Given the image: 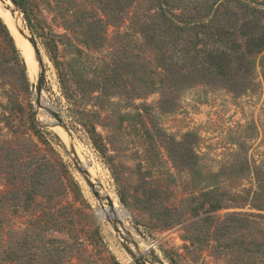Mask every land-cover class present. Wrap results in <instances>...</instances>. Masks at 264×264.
Returning <instances> with one entry per match:
<instances>
[{"label": "rangeland", "instance_id": "374dc122", "mask_svg": "<svg viewBox=\"0 0 264 264\" xmlns=\"http://www.w3.org/2000/svg\"><path fill=\"white\" fill-rule=\"evenodd\" d=\"M26 1L42 84L0 53V264H264V47L235 87L192 66L264 27V0H173L207 24L184 42L153 0Z\"/></svg>", "mask_w": 264, "mask_h": 264}, {"label": "trees", "instance_id": "16d2710c", "mask_svg": "<svg viewBox=\"0 0 264 264\" xmlns=\"http://www.w3.org/2000/svg\"><path fill=\"white\" fill-rule=\"evenodd\" d=\"M15 1L23 12V17L26 20V26L32 33H35L36 26L31 17V6L26 0ZM153 2L155 3V11L157 12L151 15L150 18L152 20V28L155 31L160 33L165 27L166 29H168L169 34L175 35V41H183L185 40L183 36L185 34L187 36L189 34L188 32H190V34H193V32H195L196 34L198 30L196 31L194 29L197 27L203 28V32L201 35H204V38L207 39V37H210L207 33L208 31L205 29L207 27V24L205 22L193 21L190 17H184L180 20H176L175 14H172L173 7H175V4H173L175 2L173 0H153ZM243 5H247L245 0H243ZM246 7L248 8V6ZM218 10L219 7L216 10V13ZM251 10L254 15L258 14L259 12H262V10L258 8ZM250 24L251 22H248L244 25V28H250V31L244 32V41L242 42V44L238 43V41L236 40H225L222 35L223 33L220 32V30L218 31V33L214 34L215 36H217V39L215 40L217 47L212 48L206 44L207 46H204L200 49L203 60L205 62L202 61L200 67L198 68H196V63L192 64V66L195 65V70H202L203 73H205L204 71H206L213 77H221L223 80L226 81V83L228 82L231 87H235L236 84L232 82V79L237 78V71L241 69L240 65H243L244 67L252 65V61L242 62V59L247 55L252 56L261 52L264 47V27L257 24ZM204 38L201 37L202 40ZM191 41V39H187L186 46L182 49L183 54L180 55L179 53L181 57H178V59H174L170 58L169 56L170 64H161L167 72V75L170 78H173L175 81L177 79V74L179 73V71L177 70L178 68L181 70H187L188 72L191 71L189 67V64L192 62V53L190 50ZM183 42L182 46L184 44ZM0 53L3 57L4 62L8 66L17 69L19 76H23L24 78L27 77V62H25L21 51L16 44L14 36L12 35L8 25L4 22L1 16ZM163 57L166 58V56Z\"/></svg>", "mask_w": 264, "mask_h": 264}, {"label": "bare ground", "instance_id": "6f19581e", "mask_svg": "<svg viewBox=\"0 0 264 264\" xmlns=\"http://www.w3.org/2000/svg\"><path fill=\"white\" fill-rule=\"evenodd\" d=\"M2 2H3L4 8L6 9V12L12 18L10 20H11L13 29L15 28L14 29V33L16 34V37H17V40H18L17 43H19V45L22 48L21 51H23L24 57L26 58V62H27V66H28V70H29L30 76L32 77L33 82H35V81H37V77H38L37 76V73H38V64H37V62L35 61V59L33 57L32 50L30 49V44L28 43L29 41L27 42L26 38L23 37L22 36V33L20 32V29H22L25 32H27L26 29H25V27H24V18H23V15H22V11L20 10V8L16 7L14 4H13L14 5V9L13 10H10V8H8L6 6L8 4H4V1L3 0H0V6H1ZM0 9H1V7H0ZM7 23H9V22H7ZM58 129H59L60 133L63 135V137L66 139V141L68 143H72V140H71V137L69 136V134L64 129H60V128H58Z\"/></svg>", "mask_w": 264, "mask_h": 264}, {"label": "water", "instance_id": "95a60500", "mask_svg": "<svg viewBox=\"0 0 264 264\" xmlns=\"http://www.w3.org/2000/svg\"><path fill=\"white\" fill-rule=\"evenodd\" d=\"M12 2V4H14L16 7L19 8L17 2L15 0H10ZM24 18V17H23ZM25 20V19H24ZM28 29V27H27ZM29 30V29H28ZM20 32L25 35V37L27 38V40L34 46V48H36V43L33 42L28 36H26V32L22 29H20ZM41 84H42V78H41V75L38 77L37 79V84L34 86L37 88V93H38V97L40 96V93H41ZM55 116L56 118L58 119V123L63 125L62 124V119L60 117H58V115L55 113Z\"/></svg>", "mask_w": 264, "mask_h": 264}]
</instances>
